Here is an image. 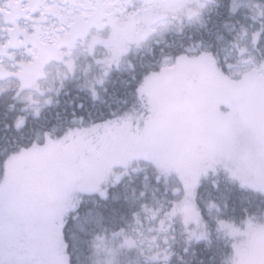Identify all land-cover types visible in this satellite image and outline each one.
Returning <instances> with one entry per match:
<instances>
[{
  "label": "snow or ice",
  "instance_id": "1",
  "mask_svg": "<svg viewBox=\"0 0 264 264\" xmlns=\"http://www.w3.org/2000/svg\"><path fill=\"white\" fill-rule=\"evenodd\" d=\"M194 0H71L72 11L62 9L58 3L49 0H0V32H7L8 38L0 42V57H7L9 62L0 59V79L13 78L11 82L23 90L35 88L41 94L45 91H55V83L68 75L74 74L76 61L82 54H89L96 64L103 66L97 83L103 84L113 64L117 67L123 58L134 49H151L153 44L166 43V36L171 31H181L185 20L199 19L201 11L207 3L196 0V7H192ZM69 3V0H60ZM236 0H233L232 12L237 10ZM259 8L260 5H255ZM17 9V17H12V10ZM40 10L39 17H32L31 12ZM46 12H55L59 16V23L43 27L38 21L45 18ZM65 14H61V13ZM19 15L34 20L33 31L28 27L16 23ZM259 15L264 16V10ZM256 17H253L255 19ZM14 25L8 27L7 25ZM23 39H20V35ZM264 34V23L259 30L251 34V44L255 47ZM246 35V32H245ZM243 35L237 40H242ZM238 49L240 56L231 62L225 56L219 58L218 52H213L211 46L184 47L165 54L161 49L163 60L159 71L147 66L142 79L134 92L141 100L149 93L151 86L158 81L182 79L189 85L187 105L181 111V120L188 135L184 140L186 156H180L168 161H162L146 142V138L156 113L155 106L149 108L144 118L145 127L141 132L137 125V142L131 144L122 158L127 166L133 159L143 157L149 160L157 171L156 179L167 184L173 173L179 183L172 187L173 199L168 206L153 211L148 205H142V210L151 214L155 219L157 213L163 209V217L159 220V231H167L168 227L178 215L187 228L190 222H195L197 228L203 229L201 236L207 235L208 225L196 204L197 190L201 181L212 173L215 176L224 175L226 180L238 182L241 188H249L264 195V55L259 59L250 53L244 59L246 47ZM23 47L19 58L9 48ZM98 48L104 50L102 58H97ZM57 61L65 66L62 70L56 67L55 75L45 70L51 61ZM130 67H133L130 64ZM44 79V84L38 80ZM135 80L136 78L133 77ZM95 95V90L93 89ZM26 99L32 100L29 94ZM36 103V101H33ZM117 119H122L118 117ZM116 124L115 120L105 121L94 125L85 131L97 132L101 128H109ZM71 135V132L68 134ZM241 160H251V166L241 163ZM218 188L219 181H213ZM144 193H141L143 196ZM264 203V202H262ZM227 204H225V208ZM209 208H220L210 204ZM246 215L241 223L243 232L235 226L233 218L217 216L215 218L217 232L232 239L237 235L254 234L261 240L259 261L248 259L246 251L242 252L232 240L230 246L240 257L234 264H264V212L258 217L248 214V209H242ZM135 223L140 225V215L134 212ZM62 227V225H61ZM121 229V233H123ZM142 239L125 236L124 245L129 248H139L141 254L145 249L139 245L148 242L150 252L146 260L155 261L160 257V251L152 252L156 236L150 238L134 228ZM149 232L153 231L149 228ZM121 233H113L119 235ZM62 235V233H61ZM190 235H196L193 231ZM159 249V245H155ZM169 253L164 250L165 259ZM63 264H69L64 261ZM115 264V262H113Z\"/></svg>",
  "mask_w": 264,
  "mask_h": 264
},
{
  "label": "trees",
  "instance_id": "2",
  "mask_svg": "<svg viewBox=\"0 0 264 264\" xmlns=\"http://www.w3.org/2000/svg\"><path fill=\"white\" fill-rule=\"evenodd\" d=\"M249 1L237 0L235 25L230 23V11L220 9L214 12L207 26L190 28L188 34L175 39L176 48L172 52L181 45L211 46L213 52L219 53L221 60L227 56L231 62H235L240 53L232 45L238 43L240 47L247 48L244 59H247L249 53L259 59L264 55V34L255 47L251 44V34L259 30L264 23V16L259 15L264 10V0H252V6L247 5ZM242 35L243 39L237 40ZM96 56L103 57L102 53H96ZM162 60L161 53H153L150 57L147 54L143 56L142 53H129L119 67L112 65L101 84L97 83V78L101 76L103 66L96 64L91 55L82 54L76 61L75 73H70L63 80L62 86L60 80H57L55 91H45L47 101L40 108L37 104L32 108L34 103H28L22 98L23 90L17 83L9 85L0 93V185L5 177L6 162L11 156L45 145L51 140L61 142L69 132L91 129L94 125L109 120H115L118 128L122 130H125L126 124H131L129 129H133L132 135L135 134L137 125L141 130L144 118L148 115L146 113L149 104L146 94L141 100L134 89L142 79L145 68L151 66L153 70L159 71ZM130 64L134 68L130 67ZM19 117L24 118L21 125L17 122ZM118 117L122 119H117ZM99 133L105 139L109 136L105 129ZM110 133H113L112 128ZM126 135L128 136V133ZM156 176L155 166L149 160L136 159L110 173L100 190L82 193L77 207L69 210L64 219L62 235L66 261L69 264H93L94 258L97 257V242L110 238L113 233H121V229L124 231L119 234L118 241L124 242L125 236H130L131 233L139 236L138 232L132 231L138 228L144 234L149 233L157 237L152 247L155 251H160V257L155 261L146 260L150 253L145 248L149 247V244L144 247L139 245L145 249L144 254L140 253L139 248L125 246L124 254H118V259L122 258L120 261L117 259L118 264L237 262L230 246L233 238H226L223 233L217 232L215 218H233L235 226L239 227L243 225L241 221L246 219L242 209H248V214L258 217L264 212V195L249 188H241L238 182L226 180L223 174L215 176L209 173L201 181L196 194V204L208 225L207 235H200L203 229L197 228L195 222H190L185 228L179 215L173 219L171 227H168L169 222L166 221V232L159 231L163 209L153 219L150 213L142 210V205H148L153 211L162 205L167 207L168 201L173 199L171 189L179 181L175 173L169 177L167 184L163 179L158 182ZM213 181H219L218 188ZM210 204L218 205L220 211L209 208ZM134 212L140 215V225L135 223ZM149 228L153 231L149 232ZM193 231L196 235H190ZM155 245H159V249ZM164 250L169 253L166 259Z\"/></svg>",
  "mask_w": 264,
  "mask_h": 264
},
{
  "label": "rangeland",
  "instance_id": "3",
  "mask_svg": "<svg viewBox=\"0 0 264 264\" xmlns=\"http://www.w3.org/2000/svg\"><path fill=\"white\" fill-rule=\"evenodd\" d=\"M247 5L251 4L248 2ZM96 53L104 55V50L98 48ZM20 54L16 53L17 58ZM2 59L11 63L7 57ZM57 66L65 69L53 60L45 70L55 75ZM10 79H0V93L5 90L3 86H8L7 82L13 83V78ZM38 83L43 85L44 79ZM22 93L28 103L36 101L32 108L35 104L40 108L47 101V92L41 94L35 88H25ZM29 94L32 100L26 99ZM188 97L189 85L179 78L155 82L146 93L149 108L155 106L156 113L146 138L140 142H146L162 161L187 155L184 140L188 130L183 126L181 111L187 105ZM17 122L21 125L24 118L19 117ZM130 125L126 124L124 131L118 124L102 128L109 135L106 139L100 136L102 129L97 132L72 131L61 142L51 140L7 160L5 177L0 185V264H63L66 256L61 233L65 216L77 207L82 193L100 190L110 173L125 166L122 158L129 146L137 142ZM144 127L143 121L141 132ZM241 163L251 166L253 161L241 160ZM238 228L243 232L244 225ZM144 235L151 236L149 233ZM130 236L143 238L134 233ZM118 237L113 235L96 243L97 257L93 264H118L122 259H118V254L123 253L125 247ZM233 239L242 252H247L248 259L259 261L262 242L258 236L250 233ZM147 245L145 242L140 246ZM145 249L148 251L149 247ZM151 251L155 252V248ZM233 251L238 262L240 257Z\"/></svg>",
  "mask_w": 264,
  "mask_h": 264
},
{
  "label": "flooded vegetation",
  "instance_id": "4",
  "mask_svg": "<svg viewBox=\"0 0 264 264\" xmlns=\"http://www.w3.org/2000/svg\"><path fill=\"white\" fill-rule=\"evenodd\" d=\"M49 2L50 3H53V2L58 3V4H60L62 9H67L68 11H72V8L70 6L71 0H69V3H60V0H49ZM199 2L204 3L205 0H199ZM236 2H237V0H236ZM249 3L251 4L250 6L253 5L252 0H250ZM192 7H196V0H194ZM232 7H233V0H212V2L207 3L206 7L201 11L198 20L196 18H193V21L189 22L186 19L184 26H183L181 31L169 32L166 36V43L162 42L159 45L153 44L151 49H148V48H143V49H139V50L134 49L131 53H142L143 56H145L147 54L148 57H150V55H152L153 53H161L162 48L164 49L165 53L172 52V50L176 48V46L174 47L175 39H178V38L182 37L183 35L188 34V30H190V28L194 27V29H195V28H201V27L207 26L210 19H211V16L214 14V12H217L220 9H228L230 11V13H231L230 14V18H231L230 23L232 25H235V23H236L235 22V12H232ZM30 14L32 17H39L40 16V10L31 12ZM61 14H65V13L62 12ZM224 14L226 15V13H224ZM17 15H18V10L13 9L12 10V17H17ZM44 15H45V18L38 21L39 25H41L43 27H48L50 25H55V24L59 23V16L55 12H46ZM3 19H4V17L0 16V20H3ZM16 23L20 26L28 27L29 32L33 31L32 25L34 23V20H29V19H26L25 16L19 15L18 19L16 20ZM7 26L13 27L14 25L9 24ZM187 37H188V35H187ZM7 38H8V33L6 31L0 32V42H2L3 40H6ZM19 38L23 39V35L21 34ZM23 51H24L23 47L9 48V52L22 53ZM2 58H4V57H0V59H2ZM122 62H123V59L121 60L120 65L122 64ZM1 80L5 81L7 79H1ZM7 83L9 86L10 82H7ZM8 86H3V87L1 86V87L6 89V88H8Z\"/></svg>",
  "mask_w": 264,
  "mask_h": 264
}]
</instances>
